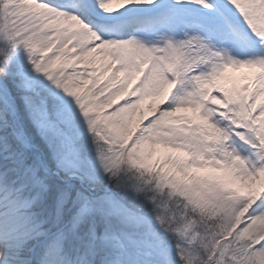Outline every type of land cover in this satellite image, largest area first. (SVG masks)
I'll return each instance as SVG.
<instances>
[{
    "label": "snow or ice",
    "instance_id": "1",
    "mask_svg": "<svg viewBox=\"0 0 264 264\" xmlns=\"http://www.w3.org/2000/svg\"><path fill=\"white\" fill-rule=\"evenodd\" d=\"M0 264H264V0H0Z\"/></svg>",
    "mask_w": 264,
    "mask_h": 264
},
{
    "label": "bare ground",
    "instance_id": "2",
    "mask_svg": "<svg viewBox=\"0 0 264 264\" xmlns=\"http://www.w3.org/2000/svg\"><path fill=\"white\" fill-rule=\"evenodd\" d=\"M151 103V100L150 99H145L144 103H143V108L146 110L147 109V105Z\"/></svg>",
    "mask_w": 264,
    "mask_h": 264
},
{
    "label": "rangeland",
    "instance_id": "3",
    "mask_svg": "<svg viewBox=\"0 0 264 264\" xmlns=\"http://www.w3.org/2000/svg\"><path fill=\"white\" fill-rule=\"evenodd\" d=\"M143 107V106H142Z\"/></svg>",
    "mask_w": 264,
    "mask_h": 264
}]
</instances>
